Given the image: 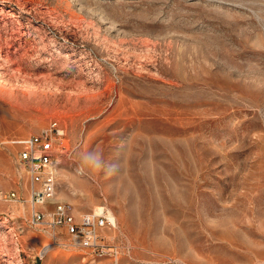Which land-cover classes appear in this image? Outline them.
I'll list each match as a JSON object with an SVG mask.
<instances>
[{"label": "rangeland", "instance_id": "374dc122", "mask_svg": "<svg viewBox=\"0 0 264 264\" xmlns=\"http://www.w3.org/2000/svg\"><path fill=\"white\" fill-rule=\"evenodd\" d=\"M53 120L56 198L108 210L105 257L41 258L53 230L9 200L29 196L11 139ZM117 256L264 264V0H0V264Z\"/></svg>", "mask_w": 264, "mask_h": 264}, {"label": "built area", "instance_id": "2783aa9c", "mask_svg": "<svg viewBox=\"0 0 264 264\" xmlns=\"http://www.w3.org/2000/svg\"><path fill=\"white\" fill-rule=\"evenodd\" d=\"M64 133L65 130L59 122L53 120L36 134L11 139L19 147L18 159L24 165L29 196L23 198L13 191L9 194V200L27 202L31 209V223L36 226L45 225L53 230L52 242L45 244L39 252L41 258L54 245L77 246L89 250L95 257H105L106 243L100 228L105 223L112 226L115 223L105 213L95 211L78 218L72 203L55 198L58 188V160L55 158V149L61 144L59 139H62ZM104 210L107 211L105 208ZM59 227H64L71 235L70 242L60 240L56 231ZM117 263L118 256L109 264Z\"/></svg>", "mask_w": 264, "mask_h": 264}, {"label": "bare ground", "instance_id": "6f19581e", "mask_svg": "<svg viewBox=\"0 0 264 264\" xmlns=\"http://www.w3.org/2000/svg\"><path fill=\"white\" fill-rule=\"evenodd\" d=\"M67 4V3H66ZM27 186V185H26ZM56 198V197H55ZM57 199V198H56ZM98 211L96 212V213H105L106 214V216L111 220V221H113V217L109 214V212H108V210L107 211H105L104 209H97Z\"/></svg>", "mask_w": 264, "mask_h": 264}]
</instances>
